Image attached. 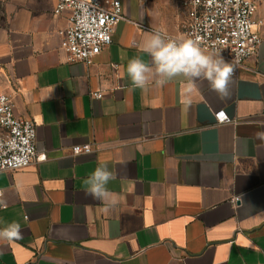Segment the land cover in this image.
I'll list each match as a JSON object with an SVG mask.
<instances>
[{
    "label": "crops",
    "instance_id": "0c3cea01",
    "mask_svg": "<svg viewBox=\"0 0 264 264\" xmlns=\"http://www.w3.org/2000/svg\"><path fill=\"white\" fill-rule=\"evenodd\" d=\"M121 2L128 21L85 64L61 49L71 12L55 15L58 0H0V93L47 157L0 172V228L22 232L0 241V264H264V0L259 54L225 97L203 78L133 89L128 60L150 62L154 31L184 38L188 17L173 0ZM218 111L235 123L218 125ZM84 145L94 152L73 154ZM100 162L115 174L110 212L82 183Z\"/></svg>",
    "mask_w": 264,
    "mask_h": 264
},
{
    "label": "built area",
    "instance_id": "2783aa9c",
    "mask_svg": "<svg viewBox=\"0 0 264 264\" xmlns=\"http://www.w3.org/2000/svg\"><path fill=\"white\" fill-rule=\"evenodd\" d=\"M187 12L184 38L196 40L206 53H217L234 66L232 77L258 56L263 39L258 31L257 0H173ZM69 10L71 17L61 49L68 63L90 64L114 39L122 21H128L121 0H58L55 15ZM171 39L177 37L167 35ZM100 100L101 92L92 94ZM218 125L235 121L225 111L214 113ZM37 127L33 120L18 117L12 96L0 93V172L25 169L46 161L37 152ZM78 150V151H77ZM75 155H90L92 145L75 146ZM240 202L236 197L234 206Z\"/></svg>",
    "mask_w": 264,
    "mask_h": 264
},
{
    "label": "clouds",
    "instance_id": "9594fccd",
    "mask_svg": "<svg viewBox=\"0 0 264 264\" xmlns=\"http://www.w3.org/2000/svg\"><path fill=\"white\" fill-rule=\"evenodd\" d=\"M142 51L151 58L150 62L135 56L129 59L126 65V73L133 89L146 91L153 77L156 85L160 87L176 77H184L193 87L195 80L203 78L221 97L228 94L234 66L220 54L206 53L196 40L171 39L162 31H154L144 42ZM180 103L185 106L191 104V99L185 95L183 87ZM257 135L264 139V133ZM114 179L115 174L109 170L107 162H100L82 181L85 195L99 200L103 204V212H110L118 204V200L108 188L109 182ZM20 238L22 232L18 222L13 221L0 228V241L10 242Z\"/></svg>",
    "mask_w": 264,
    "mask_h": 264
}]
</instances>
